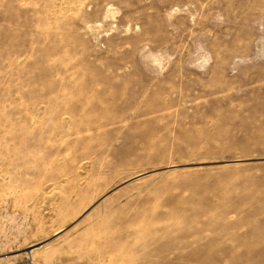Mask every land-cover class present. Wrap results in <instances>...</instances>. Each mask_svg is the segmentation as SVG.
Returning <instances> with one entry per match:
<instances>
[{
	"label": "rangeland",
	"instance_id": "obj_1",
	"mask_svg": "<svg viewBox=\"0 0 264 264\" xmlns=\"http://www.w3.org/2000/svg\"><path fill=\"white\" fill-rule=\"evenodd\" d=\"M0 264H264V0H0Z\"/></svg>",
	"mask_w": 264,
	"mask_h": 264
},
{
	"label": "bare ground",
	"instance_id": "obj_2",
	"mask_svg": "<svg viewBox=\"0 0 264 264\" xmlns=\"http://www.w3.org/2000/svg\"><path fill=\"white\" fill-rule=\"evenodd\" d=\"M57 234H59V233H57ZM30 252V251H29Z\"/></svg>",
	"mask_w": 264,
	"mask_h": 264
}]
</instances>
